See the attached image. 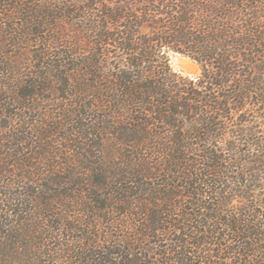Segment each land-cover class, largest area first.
Masks as SVG:
<instances>
[{
    "label": "trees",
    "instance_id": "trees-1",
    "mask_svg": "<svg viewBox=\"0 0 264 264\" xmlns=\"http://www.w3.org/2000/svg\"><path fill=\"white\" fill-rule=\"evenodd\" d=\"M0 264H264V0H0Z\"/></svg>",
    "mask_w": 264,
    "mask_h": 264
},
{
    "label": "rangeland",
    "instance_id": "rangeland-1",
    "mask_svg": "<svg viewBox=\"0 0 264 264\" xmlns=\"http://www.w3.org/2000/svg\"><path fill=\"white\" fill-rule=\"evenodd\" d=\"M168 58H169V64L174 71L181 73L182 75L189 76V77H196L200 74L199 66L197 65L196 62L191 60L189 57L182 55L178 52L170 51L168 52ZM183 65L184 66L187 65L189 67L196 66V70L192 72L191 71L187 72L184 70Z\"/></svg>",
    "mask_w": 264,
    "mask_h": 264
},
{
    "label": "bare ground",
    "instance_id": "bare-ground-1",
    "mask_svg": "<svg viewBox=\"0 0 264 264\" xmlns=\"http://www.w3.org/2000/svg\"><path fill=\"white\" fill-rule=\"evenodd\" d=\"M185 64H186V63H185ZM183 66H184V65H183ZM184 70L187 71V72H190V71L192 72V71H195V70H196V66H190V67H189V66L185 65V66H184Z\"/></svg>",
    "mask_w": 264,
    "mask_h": 264
}]
</instances>
